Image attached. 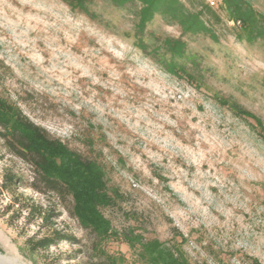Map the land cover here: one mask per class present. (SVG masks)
I'll use <instances>...</instances> for the list:
<instances>
[{"label":"rangeland","instance_id":"rangeland-1","mask_svg":"<svg viewBox=\"0 0 264 264\" xmlns=\"http://www.w3.org/2000/svg\"><path fill=\"white\" fill-rule=\"evenodd\" d=\"M209 31L156 14L138 30V0H0V96L51 137L105 170L118 195L102 211L119 233L100 240L71 193L47 183L0 124V253L17 264H149L124 241L134 230L179 248L192 264H264V39L237 34L221 0ZM264 13V0H250ZM87 10V11H86ZM139 37L143 44H138ZM197 82L168 71L164 39ZM114 195V194H113ZM65 236L59 238L58 234ZM54 237L47 246L39 240ZM15 264V263H14Z\"/></svg>","mask_w":264,"mask_h":264},{"label":"trees","instance_id":"trees-1","mask_svg":"<svg viewBox=\"0 0 264 264\" xmlns=\"http://www.w3.org/2000/svg\"><path fill=\"white\" fill-rule=\"evenodd\" d=\"M65 1L85 10L88 0ZM117 1L125 4L134 0ZM138 1L142 4L138 11L139 31H143L146 24L158 13L179 20L186 31H209L211 35L216 36L203 18L205 14H209L217 20L221 19L220 14L209 3L203 4L198 11H189L181 0ZM221 7L226 11L228 18L235 22V27L237 22H240L241 29L237 34L240 38L246 37L249 41L264 39V13L257 10L250 0H221ZM138 44L146 48L140 37ZM164 45L170 58L165 55L159 61L166 69L197 82L198 77L178 61L186 55V43L181 38L166 37ZM220 101L229 105L239 115L252 118L259 132L264 135V123L259 116L229 99L221 98ZM0 124L5 130L3 134L15 141L21 153L33 158L37 171L47 183L63 187L72 194L74 214L84 227L93 230L102 241L119 234L115 232L111 221L102 211L103 207L114 203L118 191L115 188L112 190L108 188L105 170L97 160L85 158L62 140L51 137L28 119L18 106L1 96ZM56 234L59 238L65 237ZM54 241V237H45L38 243L47 246ZM124 241L149 264H192L179 248L168 245L158 238L145 240L141 234L129 230L124 233ZM105 254L107 262L102 264H121L123 260L119 256ZM252 264L262 263L253 258Z\"/></svg>","mask_w":264,"mask_h":264},{"label":"bare ground","instance_id":"bare-ground-1","mask_svg":"<svg viewBox=\"0 0 264 264\" xmlns=\"http://www.w3.org/2000/svg\"><path fill=\"white\" fill-rule=\"evenodd\" d=\"M0 237L1 238H4L5 237V234L4 232L0 229ZM17 260H15L14 258L12 257H8L6 255H2L0 253V264H17L16 262Z\"/></svg>","mask_w":264,"mask_h":264},{"label":"built area","instance_id":"built-area-1","mask_svg":"<svg viewBox=\"0 0 264 264\" xmlns=\"http://www.w3.org/2000/svg\"><path fill=\"white\" fill-rule=\"evenodd\" d=\"M210 2H211V4H213V5L215 4V1H214V0H210Z\"/></svg>","mask_w":264,"mask_h":264}]
</instances>
